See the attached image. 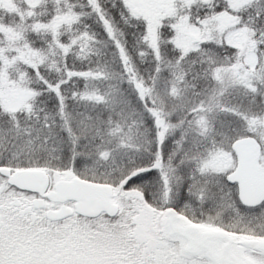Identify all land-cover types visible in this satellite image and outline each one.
<instances>
[{
	"label": "snow or ice",
	"instance_id": "6c2138e0",
	"mask_svg": "<svg viewBox=\"0 0 264 264\" xmlns=\"http://www.w3.org/2000/svg\"><path fill=\"white\" fill-rule=\"evenodd\" d=\"M0 264H264V0H0Z\"/></svg>",
	"mask_w": 264,
	"mask_h": 264
}]
</instances>
